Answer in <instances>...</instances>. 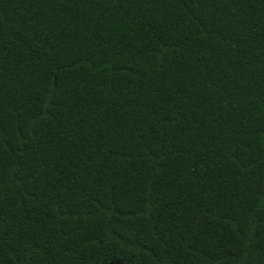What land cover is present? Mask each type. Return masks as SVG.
<instances>
[{
  "label": "trees",
  "instance_id": "obj_1",
  "mask_svg": "<svg viewBox=\"0 0 264 264\" xmlns=\"http://www.w3.org/2000/svg\"><path fill=\"white\" fill-rule=\"evenodd\" d=\"M0 264H264V0H0Z\"/></svg>",
  "mask_w": 264,
  "mask_h": 264
}]
</instances>
